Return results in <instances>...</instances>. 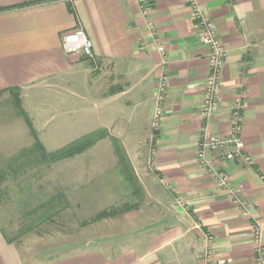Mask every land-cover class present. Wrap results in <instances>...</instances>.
<instances>
[{"label":"crops","instance_id":"crops-1","mask_svg":"<svg viewBox=\"0 0 264 264\" xmlns=\"http://www.w3.org/2000/svg\"><path fill=\"white\" fill-rule=\"evenodd\" d=\"M199 2L226 50L222 105L208 127L226 136L238 99L241 137L251 159L247 167L215 154L214 167L241 188L253 206L251 219L241 216L213 175L196 162L208 49L199 42L184 0H0V98L20 99L46 153L88 134L106 133L85 152L55 164L74 165L71 180L79 192L92 187L97 191L91 194L116 196L111 218L119 217L124 203L117 205L128 196L127 215L142 212L127 218L118 235L91 237L82 248L46 264H205L207 232L214 237L213 264H256L254 222L264 242V0ZM77 28L92 42L91 59L62 49V37ZM162 74L168 77L163 116L153 130V100ZM16 111L32 145L17 150L9 165L33 161L22 156L34 139ZM52 123L70 142L50 152L38 129ZM14 130L5 128L0 136L17 147ZM9 131L13 137H7ZM112 140L125 153L133 185L124 178ZM93 150L95 155H87ZM92 175L95 186L88 185ZM103 212L109 210L102 208L96 217ZM14 243L0 225V264H26Z\"/></svg>","mask_w":264,"mask_h":264},{"label":"rangeland","instance_id":"rangeland-1","mask_svg":"<svg viewBox=\"0 0 264 264\" xmlns=\"http://www.w3.org/2000/svg\"><path fill=\"white\" fill-rule=\"evenodd\" d=\"M13 102L14 99L10 96L0 98V135L4 133L5 128L15 126L18 145L13 147L10 139L0 136V173H3L0 179V225L7 237L14 240L26 264H46L82 248L84 242L97 235L107 238L118 235L126 229L127 218L133 219L134 215H142L139 211L127 215L131 209L126 205L132 200L131 196H128L123 197L117 205L119 207L124 203V212H120L118 218H111L116 213L110 202L117 197L91 194L97 191L92 187L81 189V193L76 190L70 174L74 165L70 164V161L59 164H44L42 161H23L24 164L13 162L9 168L10 160L19 153L16 151L32 145L25 125L21 124V118L13 108ZM58 127L60 126L52 123L38 129L41 143L50 152L70 142ZM8 136L13 137L12 131L8 132ZM46 136L50 142L45 139ZM87 155H95V151L88 152ZM95 182L92 175L88 185L93 186ZM57 194L64 196L62 205L56 202L51 207L41 206ZM142 203L140 200L139 205ZM102 208L109 210L113 215L96 220V214ZM53 211L56 213L47 219L46 215Z\"/></svg>","mask_w":264,"mask_h":264},{"label":"built area","instance_id":"built-area-1","mask_svg":"<svg viewBox=\"0 0 264 264\" xmlns=\"http://www.w3.org/2000/svg\"><path fill=\"white\" fill-rule=\"evenodd\" d=\"M190 11L199 42L208 49L207 72L204 80L203 94L201 98L200 117L204 121L198 133V149L196 162L199 168L213 175L219 191L232 203L242 217L250 218L252 204L241 196V188L233 184L230 176L224 171H217L214 167L215 159L218 158L226 163L241 162L244 166L251 164L250 156L245 151L242 140V115L240 101L235 100L228 125V134L221 136L210 132L208 122L219 111L222 105V80L226 50L220 40L215 24L201 9L199 0H184ZM146 27L152 32V24ZM62 49L67 55H78L91 59L92 42L81 28L65 34L62 37ZM157 51L165 62L164 49L157 45ZM168 77L162 74L158 80L154 96L151 127L157 130L160 127L163 116L164 94L167 87ZM217 154L214 158L213 155ZM152 164V160H150ZM252 243L254 245V257L256 264H264L263 232L260 226L254 222L251 227ZM214 237L207 232L203 235L202 260L205 264L214 262Z\"/></svg>","mask_w":264,"mask_h":264},{"label":"trees","instance_id":"trees-1","mask_svg":"<svg viewBox=\"0 0 264 264\" xmlns=\"http://www.w3.org/2000/svg\"><path fill=\"white\" fill-rule=\"evenodd\" d=\"M14 103H15L14 105H15L16 109L18 110V112L21 114L24 121L26 122V125L28 126V128L30 130L32 138L34 139V143H33L32 148L29 150L22 151V156L25 158L30 157L29 160L32 159L35 162L36 161H42V163H44V164H55L61 160H64V159L70 158V157H74L76 155H79V154L85 152L86 150L91 148L97 141L106 137V133H104V132H101V131L100 132H94V133L88 134V135L78 139L77 141L67 145L66 147H64L60 150H57V151L52 152V153H46L44 148L41 146V144L37 140L36 134L33 130V127H32V124H31L29 118L27 117L26 113L21 108L20 99L16 98ZM112 145H113V149H114L116 156L119 158V162H120V166L122 167L124 178H126V180L128 181L129 184L133 185L135 181L133 179L132 174L130 173V169H129L127 160L125 158L124 151L118 146V144L114 140H112ZM11 166L12 165H9V168H11ZM23 167H25V166H23ZM1 175H0V179H1ZM1 181L2 180H0V184H1ZM63 198H64V196L62 194H57L54 197H52V198L48 199L47 201H45L44 203H42L41 206L46 207V206L50 205L49 207H51L56 202H59L61 204V203H63V200H64ZM121 212H124V211H121ZM55 213H56V211H53L50 214H47L46 215L47 219H49V217H52L53 214H55ZM111 215H113V213L103 212L96 217V220L108 218ZM27 231H29V230H27Z\"/></svg>","mask_w":264,"mask_h":264}]
</instances>
